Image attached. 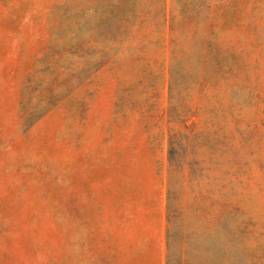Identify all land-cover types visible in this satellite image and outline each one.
Here are the masks:
<instances>
[{
	"label": "rangeland",
	"instance_id": "obj_1",
	"mask_svg": "<svg viewBox=\"0 0 264 264\" xmlns=\"http://www.w3.org/2000/svg\"><path fill=\"white\" fill-rule=\"evenodd\" d=\"M264 264V0H0V264Z\"/></svg>",
	"mask_w": 264,
	"mask_h": 264
},
{
	"label": "crops",
	"instance_id": "obj_2",
	"mask_svg": "<svg viewBox=\"0 0 264 264\" xmlns=\"http://www.w3.org/2000/svg\"><path fill=\"white\" fill-rule=\"evenodd\" d=\"M164 243L160 216L156 221L135 220L124 246L123 259L128 264H163Z\"/></svg>",
	"mask_w": 264,
	"mask_h": 264
}]
</instances>
